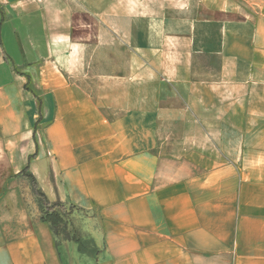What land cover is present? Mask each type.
Masks as SVG:
<instances>
[{
    "label": "crops",
    "instance_id": "1",
    "mask_svg": "<svg viewBox=\"0 0 264 264\" xmlns=\"http://www.w3.org/2000/svg\"><path fill=\"white\" fill-rule=\"evenodd\" d=\"M264 264V0H0V264Z\"/></svg>",
    "mask_w": 264,
    "mask_h": 264
},
{
    "label": "rangeland",
    "instance_id": "2",
    "mask_svg": "<svg viewBox=\"0 0 264 264\" xmlns=\"http://www.w3.org/2000/svg\"><path fill=\"white\" fill-rule=\"evenodd\" d=\"M32 192L37 204L39 213L45 211L42 201L34 194L33 183L31 179ZM42 202V203H41ZM48 208L50 206H47ZM51 209V208H50ZM63 212L61 206H56L55 211L61 214L60 220L54 225L53 230L57 238L59 254L62 264H99L97 261L96 246L91 236V221L87 216L79 211L68 207ZM53 210V208H52ZM45 217V216H44Z\"/></svg>",
    "mask_w": 264,
    "mask_h": 264
},
{
    "label": "trees",
    "instance_id": "3",
    "mask_svg": "<svg viewBox=\"0 0 264 264\" xmlns=\"http://www.w3.org/2000/svg\"><path fill=\"white\" fill-rule=\"evenodd\" d=\"M27 176L31 179V181L33 183L34 194L43 202V203L41 202L43 208L44 209L46 208L44 212L40 213L41 220L43 222L49 223L53 228L54 225L61 218V214L55 211V207L58 206L59 204H50L48 199L44 195V193L38 188L37 184L35 183V179L30 174H28ZM47 206H50V207L48 208ZM52 208H53V210H52ZM61 211L66 212L65 209H63ZM54 234H55V232H54Z\"/></svg>",
    "mask_w": 264,
    "mask_h": 264
}]
</instances>
